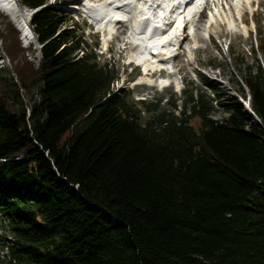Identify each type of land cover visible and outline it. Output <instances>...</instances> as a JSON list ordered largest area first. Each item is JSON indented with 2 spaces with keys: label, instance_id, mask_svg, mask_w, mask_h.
<instances>
[{
  "label": "trees",
  "instance_id": "obj_1",
  "mask_svg": "<svg viewBox=\"0 0 264 264\" xmlns=\"http://www.w3.org/2000/svg\"><path fill=\"white\" fill-rule=\"evenodd\" d=\"M20 3L41 46L0 14V264H264V70L254 114L230 94L215 119L203 77L144 124L63 12Z\"/></svg>",
  "mask_w": 264,
  "mask_h": 264
},
{
  "label": "rangeland",
  "instance_id": "obj_2",
  "mask_svg": "<svg viewBox=\"0 0 264 264\" xmlns=\"http://www.w3.org/2000/svg\"><path fill=\"white\" fill-rule=\"evenodd\" d=\"M82 1L84 0H48V5L58 9L61 13L63 12L66 18L64 17L62 28L71 31L83 40V48L78 50L79 57L83 51L93 53L97 56L96 61L99 66L108 64L111 70L117 74L118 78L113 83L114 93L119 96H127L129 101L142 110L141 120L144 124L151 120L152 116L164 110L173 111L172 99H177L176 113L179 114L186 99L184 91L194 90L197 93L201 88L209 89L203 85V77L220 84V96H214L211 114L215 119H221L224 115L223 108L217 103L228 101L230 94H233L240 102L248 96L249 88L245 87L243 89L241 87L244 82L243 76L246 69L251 68L256 73L260 71L259 67L264 70V4H260L257 1L251 7H247L245 17L247 31L242 30L244 24L237 21L232 27L224 24L221 36L212 34L209 31L203 32L202 40L196 41L193 39L194 36H191V38L187 39L183 53L177 56L174 62L175 68L180 69V74L173 69L165 73L156 71V74L152 75L155 83L150 86L136 83L144 74L141 68L135 66L130 59V56L138 50V46L128 44L129 47L124 48L125 46L122 42L129 28L127 27L119 32L117 37L109 42L108 52L103 54V41L97 27L89 21L81 10H70L67 8L71 5L81 8L80 3ZM1 13L8 15L12 22L18 26V29L21 28L19 20H13L3 10H0ZM29 16L30 14L28 13L27 23L30 20ZM31 30L37 43L30 42L29 44L33 45V48L38 49L41 45L37 41V36L32 28ZM194 42L197 48L190 52L189 48ZM259 43H261L263 48L258 46ZM22 46L27 48L28 43L25 45L24 40H22ZM205 47H209V52L205 50ZM27 56L36 66L39 65L41 59L40 51H36L33 55L27 52ZM6 64L10 65V60L0 47V66ZM166 77L177 80L178 84H172L166 88L161 87L159 81ZM139 94L146 95L147 103H156L159 98L161 101L154 110L152 108L147 110L142 103L137 101L135 96H140ZM1 239L2 235L0 233V241Z\"/></svg>",
  "mask_w": 264,
  "mask_h": 264
},
{
  "label": "bare ground",
  "instance_id": "obj_3",
  "mask_svg": "<svg viewBox=\"0 0 264 264\" xmlns=\"http://www.w3.org/2000/svg\"><path fill=\"white\" fill-rule=\"evenodd\" d=\"M256 1L264 4V0H195L191 3H185V0H84L80 3L81 9L75 5L67 8L81 10L103 34L104 39L117 31L112 35L114 39L128 27L129 31L122 39L124 48L129 47L128 44L138 46L130 59L136 65H141L145 72L136 83L153 85L155 80L152 75L159 69L169 70L172 67L180 74V69L175 68L174 62L183 53L187 39L191 36L197 41L203 39L204 31L220 35L224 24L232 27L237 21L244 24L242 30L247 31V7H251ZM185 6L189 8L187 11L183 9ZM0 10L8 13L13 20H19L28 44L37 43L28 26L26 11L20 8L18 0H0ZM179 17L189 18L183 30L176 25ZM165 20L170 22L172 30L163 35L160 31L166 26ZM192 28L194 32L190 34ZM109 42L105 40L107 49ZM195 45L194 42L190 46V52L197 48ZM174 49L178 53L175 57L176 53L172 52ZM153 50L158 51V54H153ZM205 50L209 52V47H205ZM171 82L178 84L177 80L162 78L159 85L166 86Z\"/></svg>",
  "mask_w": 264,
  "mask_h": 264
},
{
  "label": "built area",
  "instance_id": "obj_4",
  "mask_svg": "<svg viewBox=\"0 0 264 264\" xmlns=\"http://www.w3.org/2000/svg\"><path fill=\"white\" fill-rule=\"evenodd\" d=\"M22 40H24V44L27 45L28 41L27 39L24 37V33L22 34ZM29 45V44H28Z\"/></svg>",
  "mask_w": 264,
  "mask_h": 264
},
{
  "label": "water",
  "instance_id": "obj_5",
  "mask_svg": "<svg viewBox=\"0 0 264 264\" xmlns=\"http://www.w3.org/2000/svg\"><path fill=\"white\" fill-rule=\"evenodd\" d=\"M20 8H21V9H25V7H24L23 4L20 5ZM105 101H106V99H105L103 102H105ZM103 102H102V103H103Z\"/></svg>",
  "mask_w": 264,
  "mask_h": 264
}]
</instances>
